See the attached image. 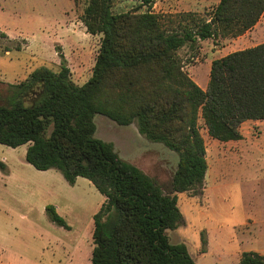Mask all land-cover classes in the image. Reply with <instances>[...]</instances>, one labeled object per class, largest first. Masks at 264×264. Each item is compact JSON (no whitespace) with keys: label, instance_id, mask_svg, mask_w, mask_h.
I'll use <instances>...</instances> for the list:
<instances>
[{"label":"trees","instance_id":"trees-1","mask_svg":"<svg viewBox=\"0 0 264 264\" xmlns=\"http://www.w3.org/2000/svg\"><path fill=\"white\" fill-rule=\"evenodd\" d=\"M84 1L81 22L101 36L91 77L75 85L61 59L57 71L41 67L18 84L0 82V144L27 145L34 169H55L69 185L84 178L105 198L93 216L90 264H195L167 231L183 223L176 194L200 188L206 176L198 120L223 143L239 141L244 122L264 120V43L213 60L205 91L183 71L178 51L244 35L263 15L264 0H219L207 18L187 15L174 29L154 13L155 0L122 13L113 11L118 0ZM96 115L122 127L135 123L148 141L177 154L169 193L94 136ZM46 212L69 229L53 206ZM238 264H264V257L244 252Z\"/></svg>","mask_w":264,"mask_h":264},{"label":"rangeland","instance_id":"rangeland-1","mask_svg":"<svg viewBox=\"0 0 264 264\" xmlns=\"http://www.w3.org/2000/svg\"><path fill=\"white\" fill-rule=\"evenodd\" d=\"M138 2L118 0L113 11L127 12ZM218 2L155 0L153 11L174 29L187 24L184 16L207 18ZM84 7V0H0V82L18 84L41 67L57 71L63 59L71 81L86 83L101 36L86 32ZM260 19L261 27L251 34L257 42L264 40V13ZM228 40L197 41L178 51L183 71L203 91L212 61L230 54L223 50ZM94 124L96 138L112 143L122 160L169 193L175 152L148 141L135 123L122 127L96 115ZM198 129L206 176L200 188L176 194L183 223L167 231L169 242L183 243L195 264H238L244 252L264 257V121L241 124L242 138L226 143L210 138L202 120ZM26 149L0 144V264H90L93 216L105 198L84 178L69 185L55 169H34L25 161ZM47 206L69 229L50 221Z\"/></svg>","mask_w":264,"mask_h":264},{"label":"crops","instance_id":"crops-1","mask_svg":"<svg viewBox=\"0 0 264 264\" xmlns=\"http://www.w3.org/2000/svg\"><path fill=\"white\" fill-rule=\"evenodd\" d=\"M260 27H261V19L250 31L246 32L244 35L226 41L223 45L224 46L223 50H226L227 52L229 50L230 53H233L236 51L253 48L259 44L264 43L263 39L259 40V42H257L258 40H251V34L256 32L258 28ZM250 43H253V44H250ZM261 121H264V120H261ZM247 122H250V121H247ZM251 122H254V121H251ZM255 122H259V121H255Z\"/></svg>","mask_w":264,"mask_h":264}]
</instances>
